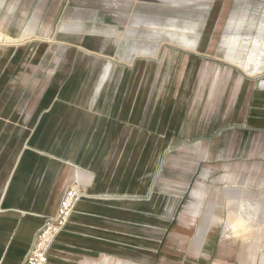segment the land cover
<instances>
[{
    "label": "rangeland",
    "instance_id": "1",
    "mask_svg": "<svg viewBox=\"0 0 264 264\" xmlns=\"http://www.w3.org/2000/svg\"><path fill=\"white\" fill-rule=\"evenodd\" d=\"M66 20L95 31L89 51L45 48L53 39L35 28ZM255 40H264V0H0L4 204L33 197L49 107L64 105L62 117L82 128L51 136L70 143L48 147L66 158L55 186L63 194L27 255L261 264L264 52ZM58 69L69 76L53 97ZM90 152L96 162L83 160Z\"/></svg>",
    "mask_w": 264,
    "mask_h": 264
},
{
    "label": "crops",
    "instance_id": "2",
    "mask_svg": "<svg viewBox=\"0 0 264 264\" xmlns=\"http://www.w3.org/2000/svg\"><path fill=\"white\" fill-rule=\"evenodd\" d=\"M71 21L72 20L68 22V20H66L63 25H57L54 29L51 27L49 31L46 29L44 30V28L40 29L38 26L35 28L36 33L41 32L51 35L53 41H49L45 46L47 50L56 49L59 44L68 51L71 50L75 52L77 50H87V47L90 45L89 42L92 39V33L95 31L89 29L86 20H82L83 22L81 24ZM129 50L130 49H126L130 55L131 51ZM68 76L69 73L64 71V69L57 70L50 90L54 93L53 97H56L58 95L57 93L61 91L62 85ZM76 95L77 93H74V96ZM48 109V114L50 113V116H48L45 121L39 120V129L49 130L51 132L44 137L39 134V158L42 159L41 162H43V164L39 167V171H41L38 176L39 182L38 186L35 188L31 201L29 204L20 201L18 204L10 203L5 205L3 202L4 193L0 199V264H24L28 249L33 243L35 232L43 221V215L52 213V205L55 203L57 193L59 195V189L55 187L58 179L57 175L61 170L62 163L66 161V158L61 153L68 151L70 143L67 142L65 138L63 142L60 143H55L54 140L52 143H49L52 140L51 136L55 131L82 129L79 126L76 127L75 122L68 123L66 118L62 117L63 113L64 115L67 114L64 105L54 104ZM68 124H72V127H67ZM49 146H59V151L61 153L51 151L48 149ZM88 155L90 158H83V160H88L91 163L97 161L96 157H94L91 152L88 153ZM45 167H47V170ZM9 168L10 173L7 174V176L11 179L13 165L11 164ZM74 170L72 166L69 168L66 185L72 181ZM62 194L63 191L61 190L59 197H61ZM215 240L216 239L212 238L210 241L214 243ZM211 252V255L214 256V250Z\"/></svg>",
    "mask_w": 264,
    "mask_h": 264
},
{
    "label": "built area",
    "instance_id": "3",
    "mask_svg": "<svg viewBox=\"0 0 264 264\" xmlns=\"http://www.w3.org/2000/svg\"><path fill=\"white\" fill-rule=\"evenodd\" d=\"M45 262V256L44 253L39 252V249H35L34 251H31L26 259L24 264H43Z\"/></svg>",
    "mask_w": 264,
    "mask_h": 264
},
{
    "label": "bare ground",
    "instance_id": "4",
    "mask_svg": "<svg viewBox=\"0 0 264 264\" xmlns=\"http://www.w3.org/2000/svg\"><path fill=\"white\" fill-rule=\"evenodd\" d=\"M240 38V37H239ZM238 37H235L233 39L234 42H238L239 41ZM254 40V39H253ZM254 48H258L261 52H264V40H255L254 41ZM260 62H257V65H259ZM246 68L249 67V63L246 64L245 66ZM59 198V197H58ZM53 206V205H52ZM56 207V206H55ZM261 264H264V257L262 258Z\"/></svg>",
    "mask_w": 264,
    "mask_h": 264
}]
</instances>
